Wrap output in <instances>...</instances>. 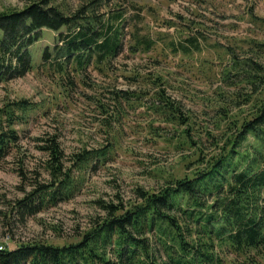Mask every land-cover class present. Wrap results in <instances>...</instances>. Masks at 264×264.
I'll return each instance as SVG.
<instances>
[{
  "label": "trees",
  "instance_id": "obj_1",
  "mask_svg": "<svg viewBox=\"0 0 264 264\" xmlns=\"http://www.w3.org/2000/svg\"><path fill=\"white\" fill-rule=\"evenodd\" d=\"M125 15L116 0H86L75 8L66 1L31 0L23 9L0 10V83L34 69L30 48L45 29L57 32L61 45L47 47L42 64L62 77L106 67L125 49L134 56L153 50L154 37L137 29L125 42ZM199 39L190 34L180 50L174 40L167 47L189 56L192 47L199 49ZM238 49L223 54L229 59L219 71H200L222 83L210 104L211 123L185 114L182 103L167 93L161 73L134 71L128 78L157 88L149 109L161 125L151 127L154 134L171 127L173 134L164 139L188 152L182 173L154 190L137 188L134 200H98L100 214L73 242H24L0 250V264H264V40L252 39ZM144 94L111 91L113 106L99 107L111 119L116 112L121 116L118 106H143ZM37 108L19 100L0 109V163L18 145L16 126L27 123ZM41 142L48 180L40 182L37 172L33 190L19 202L23 214L70 200L85 171L108 161L115 145L74 153L67 166L59 136L49 134ZM18 173L27 179L24 166Z\"/></svg>",
  "mask_w": 264,
  "mask_h": 264
},
{
  "label": "rangeland",
  "instance_id": "obj_2",
  "mask_svg": "<svg viewBox=\"0 0 264 264\" xmlns=\"http://www.w3.org/2000/svg\"><path fill=\"white\" fill-rule=\"evenodd\" d=\"M30 1L0 0V10L23 9ZM61 1L75 8L86 0ZM116 3L124 8V20H128L125 42H131L132 32L137 29L154 37L153 50L134 56L125 49L106 67H91L80 77H62L42 64L45 49L61 45L58 33L45 29L41 39L30 48L34 69L23 78L0 83V109L7 102L19 100H28L38 107L30 113L27 123L16 126L20 135L18 145L0 163V246L13 250L30 241L71 243L100 214L98 200L110 202L118 196L134 200L137 188L154 190L168 176L183 172V158L188 152L177 151L163 137H171V127L158 134L151 127L161 125L149 109L157 88L128 79L134 71L166 76L167 93L182 103L183 112L196 115L202 124L211 123L214 113L210 104L215 102L214 95L222 83L212 76L206 78L201 69L209 67L211 74L219 71L229 59L224 58L225 52L239 50L240 45L246 48L252 39L264 40L261 21L264 0H116ZM190 34L200 38L199 51L192 47L193 52L185 56L167 47L174 40L180 50L188 45L186 38ZM127 90L145 92L143 106H118L121 116L116 112V116L108 119L110 114L105 116L100 104L113 106L111 91ZM49 134L59 136L67 166H71L72 154L84 149L100 150L113 141L114 151L104 164H95L85 171L82 185L70 200L42 207L32 215L23 214L19 202L33 190L31 182L37 172L42 174L40 182L48 180L43 167L45 155L40 147L41 140ZM21 166L26 170L25 180L18 173Z\"/></svg>",
  "mask_w": 264,
  "mask_h": 264
},
{
  "label": "built area",
  "instance_id": "obj_3",
  "mask_svg": "<svg viewBox=\"0 0 264 264\" xmlns=\"http://www.w3.org/2000/svg\"><path fill=\"white\" fill-rule=\"evenodd\" d=\"M7 247H5L4 245L0 246V250H6Z\"/></svg>",
  "mask_w": 264,
  "mask_h": 264
}]
</instances>
